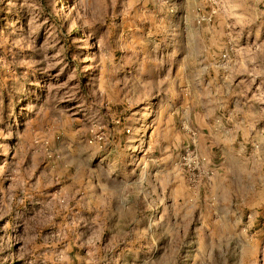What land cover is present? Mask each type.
Returning a JSON list of instances; mask_svg holds the SVG:
<instances>
[{"label":"rangeland","instance_id":"1","mask_svg":"<svg viewBox=\"0 0 264 264\" xmlns=\"http://www.w3.org/2000/svg\"><path fill=\"white\" fill-rule=\"evenodd\" d=\"M0 264H264V0H0Z\"/></svg>","mask_w":264,"mask_h":264},{"label":"built area","instance_id":"2","mask_svg":"<svg viewBox=\"0 0 264 264\" xmlns=\"http://www.w3.org/2000/svg\"><path fill=\"white\" fill-rule=\"evenodd\" d=\"M210 21H211V15H205V14L198 15L196 19L197 25ZM221 60L224 63L228 62V57L226 53H223L221 55ZM126 132H129V130L127 129ZM105 138L106 137L104 130L100 128L94 132V137L92 141L93 143H96L101 147V145L105 142ZM191 143L193 145H196V139L194 133H192L191 136ZM179 161H180V165L182 166V168L186 173L187 180L190 183L199 181L202 177L207 175H212L213 173V171L209 170V168L206 169L208 164L207 158L200 155L195 149H191L190 147H186L183 150Z\"/></svg>","mask_w":264,"mask_h":264},{"label":"crops","instance_id":"3","mask_svg":"<svg viewBox=\"0 0 264 264\" xmlns=\"http://www.w3.org/2000/svg\"><path fill=\"white\" fill-rule=\"evenodd\" d=\"M211 137H210V139L209 140H211V146H210V148H212V147H214V143H215V140L213 139V136L212 135H210ZM199 142H203V140L204 141H208V139L207 140H205V139H203V138H201L200 136H199ZM207 154L208 155H210V151H207ZM102 186V185H101ZM101 186H98V188H99V190H101L102 192H104V191H108V194H106V198L109 200V202H108V204H106L105 203V201L103 202V201H100V199H96V197H95V201L93 202V204L91 205V207H93L94 208V210L95 209H99V208H113V203H114V201L113 200H119L120 201V204L124 207V208H127L128 207V203H129V200H131L132 199V196H131V194L134 192V191H131L130 193H128L127 195H126V197L124 198L122 195L124 194V190H120L119 192H117L116 190H114V189H110V188H106V187H101ZM103 188V189H102ZM93 189H94V185H93ZM97 192H98V190H96ZM142 192V191H141ZM129 196H130V199H129ZM140 200H142V199H140ZM111 202V203H110ZM135 207H137V204L135 205ZM112 212L110 211V215H108L107 214V216H112ZM97 216H98V214H97ZM95 217H96V215H95Z\"/></svg>","mask_w":264,"mask_h":264}]
</instances>
